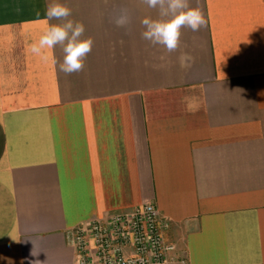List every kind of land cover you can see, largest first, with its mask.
<instances>
[{"label":"crops","instance_id":"obj_1","mask_svg":"<svg viewBox=\"0 0 264 264\" xmlns=\"http://www.w3.org/2000/svg\"><path fill=\"white\" fill-rule=\"evenodd\" d=\"M52 2L0 0V264H78V227L148 203L186 264H264V0H189L172 52L141 0H58L93 39L72 74L26 52Z\"/></svg>","mask_w":264,"mask_h":264},{"label":"clouds","instance_id":"obj_2","mask_svg":"<svg viewBox=\"0 0 264 264\" xmlns=\"http://www.w3.org/2000/svg\"><path fill=\"white\" fill-rule=\"evenodd\" d=\"M150 9H156L157 18L146 16L141 24L144 31L141 37L153 45H162L169 52L175 51L180 43L181 30L188 28L194 32L205 26V16L199 6H190L189 0H141ZM72 10L66 4L54 0L50 3L44 27L39 35L28 43L26 52L39 57L43 61L52 60L53 49L59 45L63 51V61L60 69L66 74L80 72L84 69V61L93 46L92 37H84L85 26L81 21L70 19ZM51 20L61 23H50ZM119 27L130 23L127 8H121L114 20ZM187 107L192 110L193 102L185 98ZM39 261H37L38 264Z\"/></svg>","mask_w":264,"mask_h":264},{"label":"built area","instance_id":"obj_3","mask_svg":"<svg viewBox=\"0 0 264 264\" xmlns=\"http://www.w3.org/2000/svg\"><path fill=\"white\" fill-rule=\"evenodd\" d=\"M165 225L158 208L148 203L78 227L71 243L78 264H186L164 239Z\"/></svg>","mask_w":264,"mask_h":264}]
</instances>
